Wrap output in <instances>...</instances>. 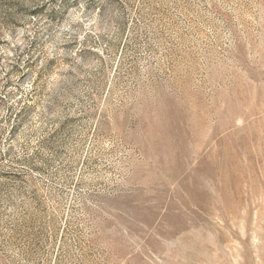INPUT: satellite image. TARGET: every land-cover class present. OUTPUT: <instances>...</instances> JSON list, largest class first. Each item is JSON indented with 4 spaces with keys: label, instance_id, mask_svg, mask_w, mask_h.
Returning <instances> with one entry per match:
<instances>
[{
    "label": "rangeland",
    "instance_id": "1",
    "mask_svg": "<svg viewBox=\"0 0 264 264\" xmlns=\"http://www.w3.org/2000/svg\"><path fill=\"white\" fill-rule=\"evenodd\" d=\"M0 264H264V0H0Z\"/></svg>",
    "mask_w": 264,
    "mask_h": 264
}]
</instances>
